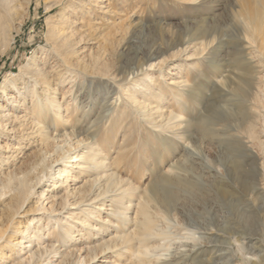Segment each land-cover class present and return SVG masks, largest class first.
<instances>
[{
    "label": "rangeland",
    "instance_id": "374dc122",
    "mask_svg": "<svg viewBox=\"0 0 264 264\" xmlns=\"http://www.w3.org/2000/svg\"><path fill=\"white\" fill-rule=\"evenodd\" d=\"M83 1L65 0L64 10L63 5L47 9L49 0H8L6 5L8 35L3 41L6 51L0 53V113L10 117L0 118V143L12 147L8 170L30 172L32 191L20 204L11 192L12 213H19L12 215L5 228L0 226V236H5L0 264H20L23 259L22 264H166L177 258L167 255L168 251L183 249L185 241L193 242L185 239L186 232L197 236L194 241L199 238V247L187 250L188 256L177 264H250L257 260L264 264V196L254 187L257 180L249 188L235 181L228 169L233 164L229 142L234 135L249 137L250 128L213 118L210 129L203 131L200 123L215 109L247 107L244 102L239 106L237 98L217 85L222 75L238 69V60L249 68L247 55L255 57L251 71L257 78L258 95L253 102L259 109L264 106V56L254 51L257 47L241 41L252 13L258 20L257 34L262 33L264 40V0ZM69 16L86 31L79 45L78 38L72 47L77 46L76 56L88 75L66 74L63 84L57 82L55 96L62 104L56 107V115L43 120L51 136L49 143H43L38 135L26 134L22 121L12 120L32 112L35 100L30 95L29 72L37 64L65 73L50 34L52 27ZM256 43L264 48L261 40ZM150 59L155 66L142 70ZM10 73L13 81L5 82ZM166 77L182 85L170 89ZM138 98L159 105L162 118L139 114L142 108L133 103ZM263 114L252 119L250 126L256 138L249 144L259 159L242 157L245 166L253 161V165L264 166L260 146ZM90 129L96 133L93 137L87 133ZM74 150L94 158L101 152L111 172L103 183L110 189L129 186L133 191L124 190L120 196L110 192L93 207H83L92 209L89 215L86 210L75 214L70 205L60 202L70 184L76 188L67 196L70 204L78 192L85 198L94 197L104 187L99 189L103 185L98 183L99 174L76 180L68 172L63 176L61 171L73 161ZM178 175L186 180V187L167 181L160 185L170 194L168 202L157 204L147 194L144 197V212L152 211V215L140 223L142 234L131 238L130 248L126 241L110 240L118 234L117 221L126 235L131 231L126 223L136 216L134 204L145 187ZM58 182L62 186L54 187ZM47 197L55 199L53 211L42 203ZM138 213L144 217L140 209ZM157 224L163 230L150 235ZM30 239L32 252L36 249L33 254L9 242L21 240L27 245ZM139 245L152 250L144 259L152 260L157 252L164 260L139 262L132 254ZM195 249L207 251L198 257Z\"/></svg>",
    "mask_w": 264,
    "mask_h": 264
},
{
    "label": "bare ground",
    "instance_id": "6f19581e",
    "mask_svg": "<svg viewBox=\"0 0 264 264\" xmlns=\"http://www.w3.org/2000/svg\"><path fill=\"white\" fill-rule=\"evenodd\" d=\"M64 1L65 0H49L47 9H52L55 6H62L63 5L61 9L64 10V6H65ZM69 1L70 0H68V2ZM77 1L79 3L84 2L83 0H77ZM92 1H97V0H92ZM7 4H8V0H0V45L3 44L4 38L6 39L7 35H8V32H7V28H8L7 12L8 11L6 12V10L8 9L6 7ZM71 18H72V16L61 19V21L55 27H52L51 34H50V39L53 42V50L58 55V57L61 59L63 65H65V66H63L66 69L65 73H61L60 71L58 72L53 67H51V69H45V68L40 67L38 64H37V66H35V68L33 70H31V72L28 71L30 73L29 82L33 85V91H30V95L33 97L32 99L35 100V103L32 106V109H31L32 112H30V110H29V112H27L26 115H23V116L21 115L20 117L15 116V118L12 120V121H19V122L22 121L23 123H20V126L25 131H27L26 134L27 135H33V136L38 135L41 139V142H43V143L44 142L49 143L50 142L49 139L51 138L50 133H48L47 131L44 130V127H43L44 121L43 120L46 117H50L51 114L56 115L55 113L58 111V109H56V107H58L59 104L60 105L62 104L61 100L60 101L57 100L56 96H55L58 93V86H56L57 82L60 81V84H63V81H64L63 78H65L64 76L66 74H69V76H71V74H72V76L78 75L79 73L83 74L85 76L88 75V74H86V69L84 68L83 63L76 56L78 54L76 47L79 45V43L81 42V40L83 38L81 36V34L86 32V31L82 32L80 30V29H82V27H80L78 25V23H79L78 20L71 19ZM256 19L257 18L255 17V14L252 13L250 15L249 19L246 20L245 35L241 41L243 43H246V42L249 43V46H251L253 48L257 47L258 49H255L254 51L256 53L259 52V54H261L259 56H264V48L262 46L257 45V43H256L257 40H261V42L264 43V40L262 41V37H261L262 33L257 34L258 20H256ZM82 24H84V22ZM255 25H256V27H255ZM83 28H85V26H83ZM92 28H88V29H90L88 31H91ZM261 28L264 31L263 25L261 26ZM78 38H79V42H78L77 46L75 48L72 47L75 44V40ZM4 44L2 46H0V53H4L6 51L5 48H3ZM159 57H160V55H157L156 60ZM91 58H92V56H91ZM247 59H248L247 62L248 61L250 62L249 68H248V65L246 67L244 66L243 61L238 60L236 62L239 66L237 70H233L228 75H222V77H220L217 80V85H219V87L221 88L222 91H226V93H228L232 97L237 98L239 106L242 105V103L244 102L247 104V107L240 109L237 106V109H232V110L230 109L229 111L228 110L222 111L220 109H215L212 113L207 115V117L202 118L200 123L203 126V129H202L203 131L210 129V126L212 125V122H213L212 121L213 118L221 119L223 122L227 121V120H232L230 122L237 123L238 128H242V126L245 127L247 125L249 126V128H250L249 129V137L244 136V134L234 135V136H236L235 139L232 138L233 140L230 141L229 144L227 143L230 146L232 163H233L232 166L228 168L229 174L231 173V176L235 181L240 180L238 182H240L244 186L248 187L250 185L249 188H252L253 185L255 184L254 181L257 180V186H254V187L256 188L257 191H259V193L262 196H264V179H263L264 178V166L262 165V163L258 164L256 162L254 163L255 165H253V162L256 161V159H259L258 158L259 154L256 153L253 150L252 145L249 144L250 143L249 141L254 142V139L256 138L254 136V132L252 131V129L250 127L251 126V120L259 117L261 115L262 111L264 112V106L259 109V106H257L253 102V98L257 102V99L255 96L258 95L257 94L258 86L255 83V80H257V78H256V76H254L253 72L251 71L252 68L255 69V66H253V64L251 62V61L255 60V57H253V55L251 57H248V55H247ZM153 61H154V59H150L148 62V66L143 67L142 70H151L152 67L155 66V64H156V62L154 63ZM159 62L160 61H158L157 63H159ZM44 64H47V63L44 62ZM94 65L95 66L98 65L96 63V61H94ZM240 67L244 71L241 70ZM144 68H146V69H144ZM91 72L93 73L94 71H91ZM12 76L13 75L11 73L8 74V76H6L5 82H12L13 81ZM165 80L167 81L168 88L173 89V90L182 85V81H178V79L176 80L173 78L170 79V78L166 77ZM180 80H182V79H180ZM145 88H146V86H145ZM31 92H34V95ZM246 100H248V103L246 102ZM133 103H134L135 107L142 108L141 112L139 111V114H141V115L149 117L148 115L152 114L154 117H158L160 119L163 116V111L160 110L159 105H153L152 102H144L142 99H139V98L134 99ZM9 117H10V114L0 113V118H9ZM77 121H79V120H77ZM87 133L92 135V137L96 134V133L95 134L92 133V129L88 130ZM245 138L247 140H244ZM237 140L238 141L241 140V141L239 143H237ZM185 146H186V144H185ZM260 146L264 148V141H260ZM11 148L12 147L9 148V146L5 147L4 145H2L0 143V210L2 212V217L4 219V221L2 220L0 223V226L2 228H5L3 226H6L5 224L7 222H9L12 215L14 216L15 214L17 215L19 213V211L18 212L16 211V213H12V210H13L12 205L13 204L11 202L12 198L10 199V197H12L11 192L12 193L15 192V196H14L15 200L17 201V203L20 204V202L23 201L24 195L26 193L32 191L31 180H30V177L28 176L30 174V172L21 171V172H19L20 174H18V173L13 174L12 170H8L7 164L9 162L8 161L9 158L11 157V154H10V153H12ZM186 149H187V147L185 148V150ZM76 151L77 150L73 151V152H75V155L73 156V158H74L73 161L69 162V164L66 165L65 169H63V171H61L64 173V174L62 173L63 176L68 172L71 175H73L72 176L73 180H76L78 177H80L82 175L88 176L89 174H92V173L99 174L100 176H99L98 180L101 182H98V183L103 184L102 186L99 187V189L101 187H104V189H100L101 191H98L94 195V197H93V195H91L90 197H87V198H85V196H80L81 194H80V192H78V194L74 195V197H75L74 201L70 204L69 200L67 199V196H70L71 194H74L76 192V188L74 187V184L72 183L68 186L69 188H67V192H66L67 194L65 195L64 199L60 200L61 204L65 205V207L70 205L69 208L73 209L75 214L85 212L84 210H86V212L88 211V215H89L90 212H92V209H89V208L85 209L83 207H87V206L93 207L94 203H96L97 201H99L102 198H105L107 195H109L110 192L111 193L113 192L114 196H120L124 190L128 191V193L133 191V188H131L129 186H125L124 188L117 187L114 189H110L109 184L103 183V181L106 180L111 175V172H109L110 169L107 168V163L105 162V159L102 158L103 154H101V152L96 154L99 157L94 158V157H87L84 155H78ZM242 157L243 158L247 157L250 160L252 158L254 161L252 163H250L249 165L251 166V164H252L253 166H251V167L248 165L245 166V164L241 161ZM173 165L174 164H171V167L169 169H172ZM209 166L211 167V169L216 171L215 167H213L211 165H209ZM166 171H169V170L166 169ZM245 177H246V179H245ZM36 179H39V176H36ZM183 179L184 178H182L181 176L178 175V176L163 179L160 182L158 180L153 185L151 184V185L145 187V190L143 189V194L138 198V201L136 202L137 205L134 204V206L137 208L136 213H135L136 216L134 218H132V220H129L126 223L127 224L126 229L131 230L127 235H129L131 237L129 238V240L126 239L127 235H126V232H124V230L122 229V226H121L122 223L120 224V222L117 221L115 226L117 227V229L119 228L118 234L116 233V235L113 236V238L110 240L121 241V242L126 241V242H128V245H127L128 248H130L131 244H129V243H131V238L133 237V238L137 239L138 236H140L142 234V232L139 229L140 223L142 221L150 219L151 215H152V211L151 212H144V209H143V205H145L143 200H144V197L146 196V194L150 197L151 200H153L157 204L168 202L170 200V194L166 190H163L161 188V186H160L161 183L163 181H167L169 183L178 184L180 186L186 187L187 186L186 180H183ZM15 182L17 183L16 185H14ZM56 185L58 187H60V186H62V183L58 182L56 184H53L54 187H56ZM188 185H190V184L188 183ZM95 191L96 190H94V192ZM225 193L226 192L224 191V194ZM82 194H87V193H82ZM41 197H44V196L42 195ZM54 200L55 199H53V201ZM53 201L49 197L42 198V203H44V206H48V208H46V209L49 211L54 210L53 206L55 203ZM103 204L104 203H102V205ZM99 209L105 210L103 207H100ZM139 209L141 212L144 213L143 218L138 213ZM157 214L159 215L158 212H157ZM160 218H162V217H160ZM95 220H98V219H95ZM104 222H106V221H104ZM87 229H89V228H87ZM162 230L163 229H160L159 225L157 224V227H155L154 230L153 229L150 230L148 233L150 235H153L156 232H160ZM5 232H6L5 229H3L1 231V233H5ZM24 236L25 235H23V240H24ZM184 237H185V239H192L193 242L192 241H185L182 244L183 249L176 248L177 251H173V250H171V252L168 251L167 255L168 254L169 255H175L177 258H176V261H171L170 263H166V264H177V263H179L180 261L178 259L185 258L188 256L187 250H189L191 252L192 248L194 249V248L199 247V246H197L199 244V243H197L199 241V238L197 239V241H194L197 238V236H196V238L194 237V233L186 232ZM4 239H5V236H0V244L1 245L4 241ZM21 240L20 241L10 240L9 242H11V245L12 244L13 245L19 244L21 247H23V249L25 248L28 251L32 252V246L33 245H32L31 239L28 241L27 245H25L26 242L21 241ZM211 244H210V246H211ZM133 248H134V251L132 254H134L138 257L139 262L152 263V262H155L156 260H158L159 262L164 260L163 256L157 252H156V254L153 255L152 260H146L142 256L147 255L148 252L152 251L151 249L146 248L143 245H139V246L133 247ZM35 250L32 252V254L35 252ZM206 251L207 250L197 249L196 250L197 254H194V255L199 257L203 252H206ZM216 255L218 256L219 253L218 254L216 253ZM213 257H216V256H213ZM213 257H212V259H213ZM247 259L248 258H246V261H247ZM251 259L252 258H250V261H251ZM24 260L25 259H23L20 262V264H22V262ZM257 261L254 263H252V262L251 263L252 264H258ZM218 262H219V260H218ZM129 263L130 262L128 261L127 264H129ZM215 263H217V262H215ZM225 263H226V261H225ZM259 263H260V261H259Z\"/></svg>",
    "mask_w": 264,
    "mask_h": 264
}]
</instances>
